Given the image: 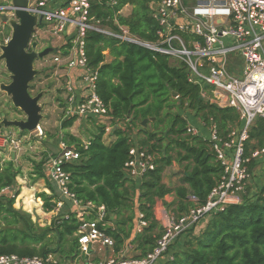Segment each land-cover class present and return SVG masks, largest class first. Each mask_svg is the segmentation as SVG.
<instances>
[{"label":"trees","instance_id":"obj_1","mask_svg":"<svg viewBox=\"0 0 264 264\" xmlns=\"http://www.w3.org/2000/svg\"><path fill=\"white\" fill-rule=\"evenodd\" d=\"M157 2L90 0V16L113 33L118 32V26H124L139 41L154 43L158 26L150 4ZM125 7L130 12L123 16L121 11ZM69 47L64 44L60 51ZM85 53L88 66L97 74L96 93L109 108V119L116 126H125H121L124 130L114 129L116 139L108 145L102 140L104 129L99 128L85 148L79 139L64 133L61 142L78 152L79 160L63 165V170L69 174V187L78 200L104 205L114 216L115 226L106 231L113 240L114 252L132 246L137 253L133 258H141L151 252L161 236L153 213L156 201L173 192L175 200L167 207L178 218L194 206L203 205L223 174L210 142L187 134V119L179 110L190 111L207 129L215 126L223 139L239 127V115L233 108H220L204 100L201 91L211 87L189 82L183 63L175 64L168 56L141 45L89 32ZM105 53L110 62H106ZM75 120L65 118L60 130H67ZM144 120H149L150 129L142 126ZM134 135L143 137L135 141ZM134 146L155 155V169L138 183L123 173L129 149ZM262 147L264 120L256 119L249 129L245 156ZM173 162L186 163V169L180 185L171 190L163 183V172ZM46 163L34 165L33 174L35 179H44L47 189H51L43 174ZM257 164L258 160H250L248 171L252 173ZM19 175L20 170L12 161L2 164L0 193L13 187ZM18 195L17 191L11 197L0 196V257L71 256L77 246L75 233L79 224L74 214L59 217L42 234L32 235L28 231L34 225L24 227V214L13 207ZM36 198L42 201L45 213L52 212L54 196L42 192ZM138 214L143 215L147 226L133 235ZM196 228L197 225L177 237L158 264H264V178L255 193L246 189L239 204L209 215L205 226L195 232Z\"/></svg>","mask_w":264,"mask_h":264},{"label":"built area","instance_id":"obj_2","mask_svg":"<svg viewBox=\"0 0 264 264\" xmlns=\"http://www.w3.org/2000/svg\"><path fill=\"white\" fill-rule=\"evenodd\" d=\"M156 4L153 17L158 28L154 43L139 41L124 26H118L117 33L101 27L90 16V0H34L28 4L30 13L41 17V24L32 39L41 32L50 42L70 45L65 52L55 53L51 61L55 66L65 67L66 72H76L82 85L81 93L77 94L69 80L70 75L64 81L66 118L93 119L104 127L105 132L112 130L111 125L104 123L109 118V108L96 93L97 74L88 66L85 53L87 33L96 32L141 45L183 63L189 72V82L211 87L209 91H201V97L220 108H233L240 120L239 127L225 139L218 135L215 126L208 129L210 149L223 170L217 186L203 205L194 206L178 218L160 209L156 218L161 236L151 252L141 258L123 255L127 246L104 261L91 260L98 250L113 252V240L106 232L114 226L113 215L104 205L77 199L69 187L71 179L63 165L77 162L79 154L60 142L59 154L49 159L48 176L61 195L72 201L71 214L79 223L75 233L78 258L72 264H158L181 234L228 205L239 204L252 177L247 164L250 160L264 159V147L245 156L250 127L256 119L264 120V0H201L190 8L183 6L182 0H159ZM0 13L13 17L11 4L0 6ZM233 56L240 57L243 63L239 78L226 69L228 59ZM187 134L197 136L191 127H187ZM87 144V141L82 142L84 148ZM5 146L13 154L22 148L21 141L13 135L0 132V147ZM128 156L123 173L131 181L139 182L155 169V155L146 149L131 147ZM61 208L62 203L56 201L52 211L57 215ZM146 226L143 215L138 214L135 234L141 233ZM0 264L56 263L51 256L21 258L9 255L1 256Z\"/></svg>","mask_w":264,"mask_h":264},{"label":"rangeland","instance_id":"obj_3","mask_svg":"<svg viewBox=\"0 0 264 264\" xmlns=\"http://www.w3.org/2000/svg\"><path fill=\"white\" fill-rule=\"evenodd\" d=\"M29 1L32 3L34 0H29ZM8 2L9 0H0V6L6 5ZM192 2L193 0H182L183 6L187 8L191 7L190 5H192L191 4ZM1 30H3V25L0 24V31ZM10 33H11L10 28L7 25H5L4 34L10 37ZM47 38L48 37L42 35L41 32H37L35 35V38L32 39V42L36 43L38 50L40 49L43 50L48 47H52L55 49H58L61 47L60 41L50 42V40ZM56 53H58V51ZM54 54L55 52L50 53L44 58L34 61V69L38 70L40 74L33 80L29 88V94L31 96H35L36 94H38L40 91H43V90L47 91V94L44 95L39 100V105H41L42 107L43 119L41 120V122L39 123V126L37 127L35 131L31 133L27 132L25 134L24 136L25 138L19 135V134H22L21 132L19 134L17 133L18 139H20L21 141V147L27 148V146L29 145L33 146L36 144L37 145L44 144L47 147L46 153H43L41 151V153L38 154L39 159L35 160L34 158H37V157L33 153H30L31 152L30 150L27 149L25 153L21 151L18 154L19 155L18 158L13 162L14 166L20 170V175L16 178L15 180L16 183L13 187H11L10 189H6L0 193V196L3 195V196L11 197L17 191L19 192V194H21L22 192H24L25 189H28V190L33 191L32 196L36 201H38V203L41 200L36 198V195L42 192L46 193L47 195L52 193L53 196L55 197V200L60 201L62 203V208L58 211L57 215L48 214V213H45L44 211L40 213L39 211H31V212L27 211L26 212L23 209L19 210L22 214H24V219L22 221L24 227H28L29 225H34V229L28 231L32 235L42 234V231L46 227H48L52 221L58 219L59 217H64V216L71 214L73 210L72 201L61 195L57 185L54 182L50 181L49 183V186L51 189H47L45 181H42V188H37V185L35 184V182L34 183L32 182L33 180H36V179L34 178L33 180H31L32 177L28 176V174L30 173L29 172L30 163L34 165V163L36 162H39V163L45 162L43 161L45 157L50 156L51 158L53 157V155H57L60 152V148H59V142L61 140L59 136L60 125L62 124L64 120L63 117L67 116L65 104H64L66 90L63 87H64V81L68 78L67 76H69L71 73L66 72L65 67L63 66H55L51 64ZM171 60L173 63H175L173 59ZM44 62H48V63H44ZM0 67L2 68L4 67L2 61H0ZM3 74L8 75V73L5 70L3 71ZM203 74L207 75V72H204ZM5 80L7 81V83H9V80H7V78H5ZM1 95L3 94H0V96ZM3 96L4 97L0 98V120L2 117H5L7 120H24L25 118L22 115V113H20L17 110H14L9 99L6 98L5 95ZM172 111H174V109H172ZM179 112H182V114L188 119V121L194 122V120L191 119L194 116L192 115V113H190V111L185 109L183 111L179 110ZM104 123L107 126L114 125L113 122L111 123L108 120L105 121ZM146 125L150 129L149 120H147ZM193 125L195 126V124ZM7 130L17 131V129L14 127H9L7 129H4L2 126H0V132L7 133ZM82 139L85 140V134H83ZM50 140L53 142V143L51 142L52 144L49 142ZM10 153H11L10 151H4L2 153V157L4 158L3 163L12 161L11 159L12 155ZM174 169L176 168H171L164 174L163 178L165 181L171 178L172 175L175 174ZM17 197L14 200V205H13L14 208L16 206ZM23 205L26 210L27 209L29 210L31 209V206L34 205V202H32L31 197H25L23 198ZM43 213L47 215H44ZM199 229H200L199 227L196 228L195 232H197ZM50 236H53V234ZM52 248H55V246H53ZM128 252L130 253V256L131 255L134 256L133 253L130 252V249L128 250ZM51 257L56 264H61L60 258H63L64 255L63 256H51Z\"/></svg>","mask_w":264,"mask_h":264},{"label":"crops","instance_id":"obj_4","mask_svg":"<svg viewBox=\"0 0 264 264\" xmlns=\"http://www.w3.org/2000/svg\"><path fill=\"white\" fill-rule=\"evenodd\" d=\"M199 1H201V0H193V2L191 3L192 5H190V6L192 7L193 5L197 4V2H199ZM156 5L157 4H154V3L150 4V8H151L152 11L156 8ZM129 12H130V8L129 7H125L121 11V14L123 16H126V15L129 14ZM0 24L3 25V30L0 31V45H1V44L6 43V41L9 38V36L4 34V26L6 24H3L1 22H0ZM58 51H60V48H58ZM105 55H106V62H110L111 61L110 57L107 56V53H105ZM3 69H4V67L3 68L0 67V83H5L6 84L7 81L5 80V78H7V80H9V75L3 74V71L5 70V69L4 70ZM226 69H227V71L230 74H232V75L236 76L237 78H239L241 73H242V69H243V63H242L241 58L237 57V56H233V57L229 58L228 59V63L226 64ZM5 75H7V76H5ZM69 80L73 84V87H74V90L76 91V93L77 94L81 93L82 85L80 84V81H78V76L76 75V72H71V74L69 76ZM3 95H1L0 98L4 97ZM63 118H66V117L64 116ZM191 119H193L194 122L188 121V119H187V127H191L194 130L198 131L197 132V136H200L202 139L208 140V137H209L208 129L204 127V125L202 124V122L199 119L194 118V117L191 118ZM107 120L111 122V120L109 118ZM193 124H195V126ZM123 125L125 126V124H123V123L121 124L120 123L118 126H116L115 123H114V125L112 126V130H110L109 132H105L104 131V135H103V138H102L103 143L108 145L111 142L115 141L116 136L113 133V131L116 128H118L120 130H124V127H121ZM99 128H103L104 129V127L98 121L96 122L93 119H86V121H85V119H76L75 122L73 123V125L70 128H68L65 131H61L60 130L59 136L61 138V136H63L64 133H68V134L74 136L75 138L79 139L81 142H86L94 133L97 132V130ZM81 130H82V132H81ZM17 133L19 134L20 131L19 130H17V131L7 130V134L13 135L17 140L20 141V139H18V136H17L18 134ZM29 133H31V132H29ZM83 134H85V140L82 139L83 138ZM19 135H21V136H23V138H25L24 137L25 135H23V134H19ZM109 135H110V137H109ZM43 137H45V136H43ZM142 137H143V135H140V136H135L134 135L133 139L135 141H137V140H139ZM49 142L51 143L52 141L50 140ZM60 142H61V140H60ZM60 142H59V144H60ZM27 149L31 151L30 153H33L37 157V158H34L35 160H37V159H39L38 154L41 153V151L43 153H46L47 147L44 144L43 145L42 144H38V145L36 144V145H33V146L29 145V146H27V148L22 147L20 152L22 151V152L25 153ZM4 151H10L11 152L10 154L12 155V158H11L12 162H14L18 158V156H19L18 154L20 153V152H18V153H14L13 154V151L8 146L0 147V166L2 164H4L3 163L4 162V158L2 157V153ZM49 159H50V156H47L46 158H44V160L47 163H46L45 166H43V174L45 175V178L47 179V181H49V183H50V179H49V176H48ZM37 163H39V162L34 163V165L36 166ZM34 165H32V163H30V170H29L30 173L28 174V176L32 177L31 180L36 178L35 174H33L34 173ZM171 168H176V169H174L175 170V174L172 175V177L169 178L166 181L163 178V183L169 189L173 190V188H177L180 185V179L184 175V171L186 169V163L179 165L178 163L173 162L171 166L167 167L164 170L163 176ZM263 178H264V159H260V160H258V164L255 166V168L252 171L251 181L249 182V185L245 188V190L249 189L250 194L255 193L256 190L260 188ZM42 181H45V180L44 179H36V180H33L32 182L33 183L35 182V184L37 185V188H42ZM134 182H136V181H134ZM136 183H138V182H136ZM32 195H33V191L25 189L24 192H22L21 194L18 195L17 200H16L15 209H17V210L23 209L26 212L27 211L28 212L39 211L40 213H42V211H44V210H42V208H43L42 205H41V204H43V203H41L42 201H39V203H38V201H36L33 198ZM48 196H53V195H52V193H50ZM25 197H31L32 202H34V205H32L31 209H29V210L28 209L26 210L24 208V205H23V198H25ZM174 200H175V197H174V193L173 192L171 194L166 195L164 197V199L157 200L155 205H154V207H153V213H154L155 217H157V213H158V211L160 209L161 210H165V211H169L171 208L169 209L167 207V205L173 203ZM43 214L47 215L45 213H43ZM48 214L55 215L53 213V211L48 213ZM113 220H114V216H113ZM207 220H208V217L203 219L197 225V228L199 227L200 229H202L205 226ZM156 221H157V218H156ZM136 223H137V220H136ZM113 224L115 226V220H114ZM133 235H135V230L133 231ZM131 247L129 246L126 250H123V251L120 250V251L123 252V255L130 256V253L128 252V250L130 249V252L133 253L134 256H136L137 253L134 252ZM112 254L113 255L117 254V253L114 252V249H113V252H111L110 250L101 249V250H98V253L96 255L92 256L93 259H91V260L104 261L107 257H109ZM134 256L131 255V257H134ZM77 258H78V256H77V246H76V249L74 250V252H73V254L71 256H68L67 258L66 257L65 258H60V263L61 264H72L73 262H75L77 260Z\"/></svg>","mask_w":264,"mask_h":264},{"label":"water","instance_id":"obj_5","mask_svg":"<svg viewBox=\"0 0 264 264\" xmlns=\"http://www.w3.org/2000/svg\"><path fill=\"white\" fill-rule=\"evenodd\" d=\"M13 9V17L0 13V22L10 30L7 42L0 45V61L9 75V83H0V93L9 99L14 110L24 116V120H7L2 117L0 126L4 129L14 127L20 132H33L43 119L39 100L47 94L40 91L35 96L29 94L30 84L40 74L34 69V61L42 59L58 49L51 47L38 50L35 42H31L35 29L41 24V17L30 13L28 0H9ZM152 121V119H151ZM147 120L142 126L145 127Z\"/></svg>","mask_w":264,"mask_h":264},{"label":"flooded vegetation","instance_id":"obj_6","mask_svg":"<svg viewBox=\"0 0 264 264\" xmlns=\"http://www.w3.org/2000/svg\"><path fill=\"white\" fill-rule=\"evenodd\" d=\"M9 18H11V17H9Z\"/></svg>","mask_w":264,"mask_h":264}]
</instances>
